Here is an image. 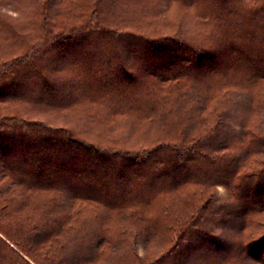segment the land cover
<instances>
[{
    "label": "trees",
    "instance_id": "trees-1",
    "mask_svg": "<svg viewBox=\"0 0 264 264\" xmlns=\"http://www.w3.org/2000/svg\"><path fill=\"white\" fill-rule=\"evenodd\" d=\"M83 1L69 25L51 0L18 4L17 15L31 11L27 35L22 19L0 15V39L24 46L0 53L10 56L0 62V264H264V0H149L135 11L121 0L117 16L101 7L116 0ZM67 45L76 50L61 63L94 74L58 87L51 58ZM103 95V119L130 115L151 142L98 141L87 118H69L81 97ZM238 96L245 115L223 131ZM218 186L237 209L227 236L208 226ZM177 248L186 257L173 261Z\"/></svg>",
    "mask_w": 264,
    "mask_h": 264
},
{
    "label": "rangeland",
    "instance_id": "rangeland-1",
    "mask_svg": "<svg viewBox=\"0 0 264 264\" xmlns=\"http://www.w3.org/2000/svg\"><path fill=\"white\" fill-rule=\"evenodd\" d=\"M117 1V6L113 9L112 12V4H108L107 1H105L102 4V9L104 11H106L107 13H105L106 16L108 15H113V16H117L116 13L114 12L118 10L119 7V3L121 0H116ZM149 0H139V2L132 0V3L135 5L134 7H131V10L135 11V9H137V6L140 3H144V2H148ZM169 0H156L154 2L157 3L158 6L160 7H164L166 6L169 2ZM84 2L83 0H79L78 2L74 3L73 0H62L60 7L63 6H67L66 9L68 10L66 11H60L58 12V5H59V0H51V8H50V14L52 17H56V19H62L63 15L66 14H71L68 18H66L65 22L66 25L72 24V23H78L79 20V16H80V10L78 8V6H80V4ZM87 2V0H86ZM153 2V3H154ZM22 6H27L29 4V0H0V15H3L7 22L14 27V22L15 19H17L19 17V19L22 20H16L18 23H20L19 21L23 22L22 25H24V30L23 33L25 35H27V30L25 24H29L28 19L31 15V11L30 10H21L22 13L17 15L18 13L15 11L16 6L19 5ZM74 4V5H73ZM59 7V8H60ZM135 8V9H134ZM30 9V8H29ZM131 12V14L127 15L126 17L128 18H133V17H140L139 15H141L143 13V10H141L140 12L136 13V12ZM181 11L176 8V7H172L171 10L169 11V13L167 14V18L170 19H175L180 15ZM139 14V15H138ZM133 15V16H132ZM136 15V16H135ZM186 17L188 18L189 16L186 15ZM79 20V21H78ZM111 20V18H110ZM163 21V20H162ZM2 25H0L1 28ZM17 26V24H16ZM32 28H35V26L32 24L30 25ZM128 29H132V28H128ZM134 30V28H133ZM3 31H5V29H3ZM34 32H36V29H34ZM9 40L8 41H3L0 39V53H5L8 52L9 55L12 57L15 54L21 53L24 49V46L17 48L15 45V42L11 40V37H8ZM81 38V37H79ZM70 44V43H67ZM75 51L76 48H72L69 45H67L66 47H61L57 50L56 54V59H54L53 57H55V55L51 58L52 63H54L53 65V69L50 77H52V80L50 79V81H52L53 85H56L58 87L61 86H68L70 85L68 82L73 83L75 86H77V81L78 78L74 77L76 75V73L81 76L84 77L86 75L89 74H94L93 71H91L90 69H88L89 66H85L84 64H82V62H80L78 60V62H72L71 64H67L65 65L64 60L66 58H63V56H68V51ZM55 51V50H54ZM10 56H8L7 58H4L6 60L10 59ZM3 58L0 59V62H2L4 60ZM4 62V61H3ZM5 63V62H4ZM101 71V70H99ZM102 73V71H101ZM64 75V78L59 80L58 77ZM96 75H99V73H97ZM65 76L68 77L67 80H65ZM75 78V80H74ZM73 79V80H72ZM109 79V78H108ZM110 80H112L110 78ZM117 81V80H116ZM97 85V79L94 81ZM118 82L120 83V81L118 80ZM50 84H48L45 87L42 88H50ZM67 90H71L69 87H66ZM79 90V88H78ZM78 90H75L76 93H78ZM74 91V90H72ZM43 94V93H41ZM56 94V96H55ZM92 95L93 92L91 93ZM136 94V93H135ZM57 95H63V89L61 91H54L53 93L49 94L45 93L44 95H41L42 97L45 96L46 99H55L58 96ZM98 97V96H97ZM110 95H108V98L103 95L101 96V99H99L98 103H92L89 102V100L87 98H83L81 97L79 99V102L74 105L73 107L67 109V112L69 111V118L74 120L73 118L75 116L77 117H83V118H87L86 121L87 123H90V134H94V139L96 138L98 141H105L107 143H113L117 146H122V147H132V148H137L145 146L147 143L151 142V139H149V134L150 132H147L148 134H146V131H148L146 129L145 133H144V129L143 128H134L132 129L133 126H131V120L132 117L130 115H124V114H120L117 115L113 118L107 119L105 117V119H103L102 117L105 116V110H103L104 108H107V104H110V102L112 101L110 99ZM43 99V98H42ZM45 99V98H44ZM144 99V97H143ZM126 100H124L123 102H126ZM242 103H244V99L242 96H238L236 97V99L234 100V103L231 106V110L230 112L224 117L223 120V126H222V130L225 131L227 129L229 130H237V128L239 127L240 121L241 119L244 117V110H243V105ZM64 112V111H62ZM75 115V116H74ZM88 116H93L92 118H88ZM45 117V116H43ZM41 117V118H43ZM97 118V120L93 121V118ZM47 118V117H45ZM76 121V120H75ZM144 133V134H143ZM149 145V144H148ZM212 205L213 207H215V209H217L219 212L215 213L208 221V226H210L215 232L216 235L218 234L219 236H227L230 234H233L234 232H236V228H237V224L235 223V219H236V213H237V209L234 207L233 204H231V200L228 197L227 194V190L222 187V186H218L217 190H216V194L214 195V198L212 200ZM251 224H249L250 226ZM253 225H251L249 228H252ZM248 228V229H249ZM256 234H253L252 236H254ZM139 253H142V248L143 245H139ZM186 250L184 249H176V252L173 255V261H177V260H182L183 257H186Z\"/></svg>",
    "mask_w": 264,
    "mask_h": 264
}]
</instances>
